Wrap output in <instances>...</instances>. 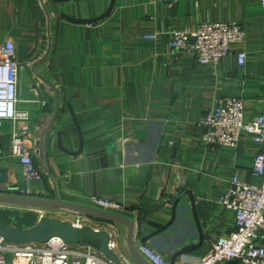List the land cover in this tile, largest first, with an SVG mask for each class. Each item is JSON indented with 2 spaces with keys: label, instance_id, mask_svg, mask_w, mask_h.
Wrapping results in <instances>:
<instances>
[{
  "label": "crops",
  "instance_id": "crops-1",
  "mask_svg": "<svg viewBox=\"0 0 264 264\" xmlns=\"http://www.w3.org/2000/svg\"><path fill=\"white\" fill-rule=\"evenodd\" d=\"M69 18L101 20L77 24ZM205 23H239L245 31L244 42L232 45L217 67L170 51L173 31H196ZM148 35L158 40L144 39ZM6 40L26 65L19 107L30 117L26 146L44 178L32 185L36 199L97 209L92 199L102 198L110 176L101 158L119 157L118 169L138 172L120 177L121 195L118 182L108 186L123 201L119 215L135 223L137 248L172 222L145 244L170 262L182 249L197 247L176 264H200L235 231L234 214L220 201L235 175L257 183L251 169L264 144L244 134L237 148L207 146L199 123L228 97L243 99L246 122L264 114L262 0H0V43ZM0 141V170L9 171L0 194L16 196L23 179L10 158L11 124L0 128ZM184 192L195 207L184 196L173 217ZM0 210L31 214V225L79 218L60 208L0 204ZM80 215L84 227L110 234L122 264H138L125 225Z\"/></svg>",
  "mask_w": 264,
  "mask_h": 264
},
{
  "label": "built area",
  "instance_id": "built-area-1",
  "mask_svg": "<svg viewBox=\"0 0 264 264\" xmlns=\"http://www.w3.org/2000/svg\"><path fill=\"white\" fill-rule=\"evenodd\" d=\"M264 11V0H262ZM157 41V35L145 36ZM245 40V31L239 23H205L196 31H173L170 42L172 53L193 54L201 66L217 67L231 54L232 45ZM246 54L239 55L244 66ZM26 65L16 61V47L12 40L0 43V128L11 124L10 158L22 169L23 185L16 196L36 199L39 196L32 185L43 183L44 178L35 166L33 155L26 142L31 133L30 117L20 109L19 75ZM201 140L207 146L237 148L241 137L249 135L257 145L264 144V114L252 121H245V104L239 97L220 99L199 123ZM251 174L257 183L244 181L235 175L221 199L222 207L235 217V231L220 238L213 245L212 253L200 264H264V245L260 235L264 232V149L258 152ZM4 193V192H3ZM2 195V194H0ZM102 211L119 214L124 206L101 197L92 199ZM73 225L84 227L82 216ZM81 216V217H80ZM111 249L115 244L111 243ZM138 252L150 264H171L148 244H140ZM0 264H114L90 248L69 247L60 239L46 245H15L0 237Z\"/></svg>",
  "mask_w": 264,
  "mask_h": 264
},
{
  "label": "water",
  "instance_id": "water-1",
  "mask_svg": "<svg viewBox=\"0 0 264 264\" xmlns=\"http://www.w3.org/2000/svg\"><path fill=\"white\" fill-rule=\"evenodd\" d=\"M107 17V15L105 16ZM104 17V18H105ZM71 22L77 24H93L101 19L96 21H81L75 19H68ZM79 129V127H78ZM80 131V130H79ZM81 139V147H82V136L80 132ZM2 148V143L0 141V150ZM72 156H75L74 153H70ZM114 162L111 159H107L106 156L101 158V162L104 164V169L110 170L109 177L104 179L105 187L103 190L102 198L110 201L119 202L123 204L120 196L122 194V185L120 183V177H130L131 175H135L138 172L135 168H127V169H118L122 165L120 158L115 157ZM143 170H139L142 172ZM8 170H0V185L6 184L8 182ZM119 190L116 192V196H111L110 186L108 183H117ZM184 196H189L191 202L194 205V197L192 194L188 192L181 193L175 202L174 205V214L175 217V209L177 208L180 200ZM0 204L3 205H11V206H25V207H43V208H60L67 209L73 211L77 214L87 215L90 217H94L97 219L121 223L125 225L128 230V251L130 255L137 261L138 264H150L146 259L142 257V255L138 252L137 247L134 242V232H135V223L119 214L102 211L99 209L84 207L79 205H73L69 203H65L62 201H46L43 199H31V198H23L17 196H9V195H0ZM172 225V222L167 225V227L149 235L144 238L142 243L145 244L158 234L162 233L166 229H168ZM0 237L4 239L5 242L15 244V245H28V244H40L46 245L53 239L62 240L67 246L75 248H90L101 254L104 258L112 261L114 264H122L120 258L115 253L114 250L111 249V236L106 231H98L94 230L90 227H75L70 222H65L59 219L54 218H44L40 220L35 226L26 229H18L15 226L7 225L0 228ZM201 242H203V235L201 233ZM197 247H187L176 253L174 258L171 261V264H176L177 258L184 256L193 252ZM225 264H240L237 261H230Z\"/></svg>",
  "mask_w": 264,
  "mask_h": 264
},
{
  "label": "trees",
  "instance_id": "trees-1",
  "mask_svg": "<svg viewBox=\"0 0 264 264\" xmlns=\"http://www.w3.org/2000/svg\"><path fill=\"white\" fill-rule=\"evenodd\" d=\"M31 214L20 211L0 210V228L12 225L18 229H26L35 226L31 225Z\"/></svg>",
  "mask_w": 264,
  "mask_h": 264
}]
</instances>
